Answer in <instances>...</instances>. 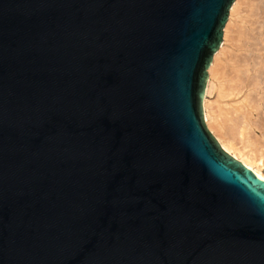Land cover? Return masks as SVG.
<instances>
[{
	"label": "water",
	"instance_id": "1",
	"mask_svg": "<svg viewBox=\"0 0 264 264\" xmlns=\"http://www.w3.org/2000/svg\"><path fill=\"white\" fill-rule=\"evenodd\" d=\"M233 7L0 0V264H264V180L203 118Z\"/></svg>",
	"mask_w": 264,
	"mask_h": 264
},
{
	"label": "bare ground",
	"instance_id": "2",
	"mask_svg": "<svg viewBox=\"0 0 264 264\" xmlns=\"http://www.w3.org/2000/svg\"><path fill=\"white\" fill-rule=\"evenodd\" d=\"M240 3L241 0H234L233 9H229L226 24L223 27L222 47L213 54L211 67L207 68L202 104L203 118L207 129L216 138L221 148L250 169L258 178L264 180V58L262 57L259 61L253 59L250 62L246 59L239 60L236 54L229 59L230 61L219 58L224 51L225 42L230 39L232 17L237 14ZM250 12H253V6ZM252 16H254L253 13ZM245 24L247 25V21ZM245 27L239 25L234 31V38L238 43L235 51L248 50L246 40L249 30ZM213 90L216 91L214 106L208 99V95Z\"/></svg>",
	"mask_w": 264,
	"mask_h": 264
},
{
	"label": "rangeland",
	"instance_id": "3",
	"mask_svg": "<svg viewBox=\"0 0 264 264\" xmlns=\"http://www.w3.org/2000/svg\"><path fill=\"white\" fill-rule=\"evenodd\" d=\"M241 0V3L239 4L240 6H238V11H237V14H235L233 17H232V22H231V29H230V39L225 42V47H224V51L223 53L220 55V60H223V61H230L229 59L234 55H238L239 57V60H242V59H246L247 61H251L254 59V61H259L262 57L264 58V51H262L264 49V6H261V5H264V0ZM254 1V2H253ZM258 1H261L260 4H259V7L261 9L262 12H260L261 14L259 16L257 15H254L252 16V13L250 12V8L253 6L254 8V5H257V2ZM253 2V3H252ZM247 3V5H246ZM256 3V4H255ZM254 4V5H253ZM245 5V6H244ZM247 7V8H246ZM246 8V9H245ZM243 10V11H242ZM249 10V11H247ZM241 11V12H239ZM246 11V12H245ZM259 12V11H258ZM251 13V15H250ZM249 14V15H248ZM242 16V17H241ZM250 17V18H249ZM258 17V18H257ZM237 18V20H236ZM257 19V21L255 19ZM262 18V19H261ZM246 19V20H245ZM237 22H236V21ZM240 20V21H239ZM254 20V21H253ZM247 21V25L245 24ZM260 21V22H259ZM256 22V23H255ZM259 22V23H258ZM262 23V24H261ZM246 26L245 28L248 29V38L246 40V45H247V50L246 52L242 51V50H234L236 49L238 43L235 41V34H234V31L237 29L238 26ZM255 27H254V26ZM257 27V28H256ZM260 27V28H259ZM260 29V30H259ZM256 31V32H255ZM259 31V32H258ZM261 32V34H260ZM255 33V34H253ZM253 34V35H252ZM251 37V38H250ZM256 37V38H255ZM250 38V39H249ZM259 39V40H258ZM256 42V43H255ZM228 43V44H227ZM254 44V45H252ZM233 45V46H231ZM228 46V47H227ZM235 47V48H233ZM231 48V49H230ZM233 48V49H232ZM263 48V49H262ZM227 49V50H226ZM231 51H230V50ZM253 49V50H252ZM262 49V50H261ZM229 50V52H228ZM255 50V51H254ZM257 50V51H256ZM240 51V52H239ZM261 53H260V52ZM250 52V53H249ZM228 53V54H227ZM240 53V54H238ZM231 54V55H230ZM263 54V55H261ZM230 55V56H228ZM242 55V56H241ZM250 55V56H249ZM261 56V57H260ZM246 57V58H244ZM258 57V58H257ZM223 58V59H222ZM249 58V59H248ZM252 58V59H251ZM257 58V59H256ZM216 91L213 90L209 95H208V99L209 101L212 103V105L214 106V104L216 105ZM263 115V114H262Z\"/></svg>",
	"mask_w": 264,
	"mask_h": 264
}]
</instances>
